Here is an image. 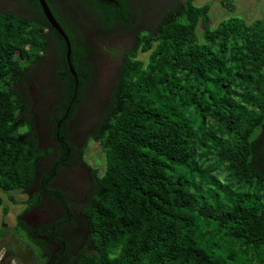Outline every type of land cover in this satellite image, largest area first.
I'll use <instances>...</instances> for the list:
<instances>
[{
    "label": "trees",
    "instance_id": "trees-1",
    "mask_svg": "<svg viewBox=\"0 0 264 264\" xmlns=\"http://www.w3.org/2000/svg\"><path fill=\"white\" fill-rule=\"evenodd\" d=\"M94 1L104 26L129 22L126 0ZM209 9L193 0L168 9L123 56L105 114L90 133L104 152V172L93 170L80 218L66 206L67 216L45 228L65 246L58 258L70 250L69 264H264V20L230 16L212 27ZM45 46L43 24L0 10L3 215L1 191L26 192L35 182L30 207L42 194L66 205L50 183L85 152L66 132L80 101L68 73L71 89L53 120L60 152L39 169L52 150L37 144L21 84ZM139 50H149L146 61ZM65 224L80 240L60 235ZM23 226H15L20 237ZM4 234L0 227V240ZM30 241L39 264H48L44 243Z\"/></svg>",
    "mask_w": 264,
    "mask_h": 264
},
{
    "label": "flooded vegetation",
    "instance_id": "flooded-vegetation-1",
    "mask_svg": "<svg viewBox=\"0 0 264 264\" xmlns=\"http://www.w3.org/2000/svg\"><path fill=\"white\" fill-rule=\"evenodd\" d=\"M154 1L155 0H126V8L130 18L129 22L123 23L119 20H115L109 26H104L102 14L97 10L98 6L94 0H46L53 17L66 33L70 40V45L73 47L74 52L69 58V63L67 61L66 55L65 58L63 57L61 41H64V39L48 22L37 0L36 3L34 1L32 2V0H5L1 2L2 5L12 8L4 11H11L20 16L30 18L43 24V34L46 42L45 52L36 61L31 60L28 62L24 80H26L28 71L32 70L37 64L44 61V71L46 73L45 76L43 75L41 80L44 81L46 87H50L54 91H59L58 95L56 94L57 97L55 98L54 103L52 104V109L47 115L50 123H52V126H50L48 130L47 137H49V140L55 142L54 145H50V149L52 150L51 160L55 158L60 152V148L53 137V120L54 117L61 112V108L65 103L71 89V80L67 74L69 73L76 81L74 90L80 91V101L75 105L74 112L68 119L66 126V132L68 134L69 141L73 145L72 135L69 130L70 122L76 117L79 109L85 104L88 91L98 86L96 83L98 77L100 75L111 77V82L109 83V87L107 89V91H110L113 88L115 80L118 76L123 56L127 53V51L135 47L139 32L146 31L148 33H152L160 21L165 18L168 9H172L179 4H183L185 0H171L172 3L169 4L170 8L167 6V0H156L158 1L157 6H154ZM148 10L153 11L155 15L149 17ZM146 17L149 18V21H146L147 23H150L148 26H144L143 23ZM71 69L74 70L75 75L72 73ZM86 71L88 72L87 77L81 79L80 75ZM30 111L31 109L29 106H27V111H25L26 115H29ZM38 135V131L37 133L35 132L36 141L39 140V138H37ZM76 149L78 150L77 147ZM74 166L75 164L71 167H62L59 169L56 176L51 181L50 187L53 189H58L53 187L52 183L55 181L60 171L63 168H72ZM89 180L88 190L90 191L92 187V179ZM34 184H37L38 187V182H35ZM32 190L33 188L27 190V192H29L28 202L33 199L35 192ZM89 191H85L81 196V203L86 201ZM62 192L65 194V201L67 203L66 205L59 199L44 194L40 196L41 201L39 204H42V199L44 198H46L47 201L51 200L53 203H55V205H57L54 210L57 212L62 211L60 219L51 221L50 219H46L45 221H41L35 219V216L31 215L28 217L29 222L28 220L26 221L27 226L26 224L23 226L22 238L26 239V247L30 248V252L33 255V262L36 264H39V261L38 258L34 256L35 249L31 245L30 240L38 239L44 243V246L47 250L46 252L48 253V264L55 262L60 251H62V248L65 247L59 241L58 236L54 237V234L49 235L50 233L47 234L45 232L46 227H49L53 223L60 221L67 216L68 208H66V206L71 207L72 209L70 196L67 195L66 192ZM77 194L79 193L74 192V196H72L73 200ZM39 205L30 208L34 209ZM70 226L71 224L63 225L60 228L62 231H59L60 235L66 239V241L68 240V242L70 239L75 240V237L76 239L79 238L80 240V236H76L77 228L73 229ZM82 243L83 242H81L80 245H82ZM68 255H70V250L58 258V264H69L67 262L68 259H66Z\"/></svg>",
    "mask_w": 264,
    "mask_h": 264
},
{
    "label": "rangeland",
    "instance_id": "rangeland-1",
    "mask_svg": "<svg viewBox=\"0 0 264 264\" xmlns=\"http://www.w3.org/2000/svg\"><path fill=\"white\" fill-rule=\"evenodd\" d=\"M2 1L5 0H0V10L12 9L2 5ZM224 1L226 0H193V3L197 5H202L204 3L210 4L209 16L212 27L216 26L220 20L230 16H238L244 19L246 23H251L258 18L264 20V0H228L229 6L225 5ZM171 3V0H167L168 8H170L169 4ZM157 4L158 1L155 0L154 6H157ZM231 6H233V9ZM154 15L155 13L153 11H149V17ZM146 21H149L148 17H146L143 22L144 26L150 25V23ZM197 34L200 40H202V27L200 24L197 27ZM148 55L149 50H139L137 57L146 61ZM43 62L37 64L35 68L28 71L26 80L21 84V89H23L25 93L27 106L31 109L27 117L33 122L34 131L36 133L38 131L39 133L37 144L43 149H50V145H54L55 142L49 140V137H47L48 130L50 126H52L47 115L52 109V104L59 91H54L50 87H46L44 81L41 80L46 73L44 71L45 67ZM110 82V76L106 77V75H100L96 82L98 86L88 91L85 104L79 109L76 117L70 122L69 130L72 135L73 145L77 147L78 150L84 148L85 152L81 157L78 153L75 154L73 157L75 166L72 168H63L52 183L53 187L66 192L67 195L70 196L72 209L77 217H79V208L82 205L81 196L85 191H89V179L93 180V170L96 169L98 175H101L105 169L104 152L98 140L94 136H90V133L93 131L95 124L105 114L110 92L107 91V89ZM25 128L26 127H20L18 130L24 131ZM51 158L52 155H49L42 159L41 163H39V169L44 170L47 168ZM32 188L33 192L36 193L38 191L37 184H34ZM74 192L79 194H77L73 200L72 196H74ZM28 193L27 191L23 192L20 190L1 191L3 207H7L8 213L3 215L0 209V227H4L5 230V234L0 240V264H36L33 262V255L30 252V248L26 247V239L18 236L14 228L19 220L23 223L25 222L24 224L27 226L26 221L31 215L35 216V219L41 221H45L46 219H50L51 221L60 219L61 217L62 211H55L54 208L57 205L51 200L47 201L46 198L42 199L41 205L31 209L29 205L33 204V200L28 202ZM10 197H12L15 202H13ZM34 256L38 258L36 250L34 251Z\"/></svg>",
    "mask_w": 264,
    "mask_h": 264
},
{
    "label": "water",
    "instance_id": "water-1",
    "mask_svg": "<svg viewBox=\"0 0 264 264\" xmlns=\"http://www.w3.org/2000/svg\"><path fill=\"white\" fill-rule=\"evenodd\" d=\"M37 1H38L39 5L42 9L44 16L48 20V22L52 25V27H54L59 32V34L64 39L65 44H66V58H67V61L69 63V58H70V53H71V45H70V40H69L68 36L63 31V29L59 26V24L56 22L55 18L52 15V12H51L49 6L46 3V0H37ZM100 1L113 2L114 0H100ZM71 71L75 75L74 70L71 69Z\"/></svg>",
    "mask_w": 264,
    "mask_h": 264
}]
</instances>
